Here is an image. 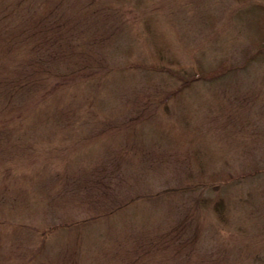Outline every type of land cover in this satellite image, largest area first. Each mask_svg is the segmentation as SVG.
<instances>
[{
	"label": "rangeland",
	"instance_id": "obj_1",
	"mask_svg": "<svg viewBox=\"0 0 264 264\" xmlns=\"http://www.w3.org/2000/svg\"><path fill=\"white\" fill-rule=\"evenodd\" d=\"M0 264H264V0H0Z\"/></svg>",
	"mask_w": 264,
	"mask_h": 264
}]
</instances>
